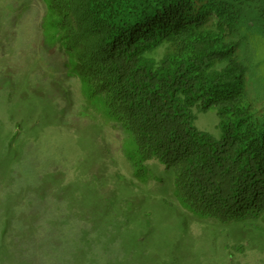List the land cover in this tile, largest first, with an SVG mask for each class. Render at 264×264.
Wrapping results in <instances>:
<instances>
[{
    "label": "trees",
    "instance_id": "obj_1",
    "mask_svg": "<svg viewBox=\"0 0 264 264\" xmlns=\"http://www.w3.org/2000/svg\"><path fill=\"white\" fill-rule=\"evenodd\" d=\"M43 2L45 48L65 55L66 76L81 84L82 114L122 133L133 175H144L147 163L157 160L179 205L218 225L211 223L208 237H224L227 257L264 250V111L257 107L264 100L263 92L258 99L249 90L261 50L264 74V0ZM209 110L219 117V136L196 125L199 113ZM106 177L97 176L93 189L99 209ZM113 177L116 200L106 207L117 211L124 205L118 189L136 194L137 187L126 186L128 176L119 170ZM74 207L58 218L61 231L70 226L66 240L73 239L61 261L78 242ZM225 228L228 236L241 232L237 241ZM51 245L49 255L61 254Z\"/></svg>",
    "mask_w": 264,
    "mask_h": 264
},
{
    "label": "rangeland",
    "instance_id": "obj_2",
    "mask_svg": "<svg viewBox=\"0 0 264 264\" xmlns=\"http://www.w3.org/2000/svg\"><path fill=\"white\" fill-rule=\"evenodd\" d=\"M44 13L43 0H0V264L260 262L261 249L227 257L224 237H208L215 230L208 228L211 223L218 225L179 205L170 174L157 160L147 163L144 175H133L121 150L122 133L82 114L81 84L66 76L65 55L45 48L39 29ZM262 53L255 56L257 73H249L250 93L259 99L263 92L261 101ZM257 107L264 111V103ZM218 121L209 110L199 113L196 125L219 136ZM117 170L128 176L126 186L134 182L137 188L136 194L118 189L124 205L115 211L106 203L115 199ZM102 174L107 177L99 189L104 200L99 209L93 189ZM68 207L75 208L71 223L76 222L83 244L74 242L73 253L68 250L61 261L63 246L73 241L66 240L70 226L61 231L64 224L58 223ZM239 234L227 237L234 243ZM51 243L61 254H48Z\"/></svg>",
    "mask_w": 264,
    "mask_h": 264
},
{
    "label": "clouds",
    "instance_id": "obj_3",
    "mask_svg": "<svg viewBox=\"0 0 264 264\" xmlns=\"http://www.w3.org/2000/svg\"><path fill=\"white\" fill-rule=\"evenodd\" d=\"M68 77V76H67Z\"/></svg>",
    "mask_w": 264,
    "mask_h": 264
}]
</instances>
